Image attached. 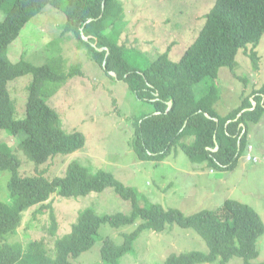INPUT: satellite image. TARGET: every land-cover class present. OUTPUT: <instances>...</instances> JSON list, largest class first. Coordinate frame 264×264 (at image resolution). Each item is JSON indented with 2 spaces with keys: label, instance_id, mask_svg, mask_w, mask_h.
Wrapping results in <instances>:
<instances>
[{
  "label": "trees",
  "instance_id": "1",
  "mask_svg": "<svg viewBox=\"0 0 264 264\" xmlns=\"http://www.w3.org/2000/svg\"><path fill=\"white\" fill-rule=\"evenodd\" d=\"M48 5L65 14L64 36H71L79 47L88 49L91 59L112 78L125 81L138 100L151 104V113L132 120L130 146L139 161L160 163L179 146L202 168L212 172L236 169L248 153L250 127L264 115V84L252 94L255 106L246 99L240 108L220 115L215 105L221 91L215 81L222 68H229L238 77V52L248 51L249 46L252 49L247 55L255 64L258 62L255 49L264 36V0H216L198 38L179 61L173 62L168 51L144 70L129 64L124 44L119 42L118 30L126 17L122 0H0V131L16 137L19 149L36 167L57 155L83 150L86 145L84 133L63 130L60 114L49 105L68 80L83 76L81 68L76 65L64 70L63 59L36 66L25 59L13 63L8 57L9 46L25 24ZM108 29H113L111 35ZM28 75L32 80L27 88L26 111L20 116L11 84ZM207 80L209 87L197 93L195 87L205 85ZM20 167L12 147L0 143V170L11 173L9 199L0 203V264H77L107 225L118 230L127 226L136 229L123 233L121 244L111 237L104 240L103 264H119L122 257L133 252L142 232L163 233L174 225L195 231L208 252L172 254L163 264H229L235 257L243 259L244 264H264L255 262L264 222L245 203L228 199L219 209L187 215L160 204L142 206L135 188L103 169L91 172L78 161L69 164L64 176L53 179L42 174L22 177ZM109 189L130 202L131 213L98 214L86 208L79 211L71 231L58 236V220L49 203L53 196L79 199ZM34 207L37 213L49 214L47 232L55 238L52 250L45 240L26 244L13 241L24 213Z\"/></svg>",
  "mask_w": 264,
  "mask_h": 264
},
{
  "label": "rangeland",
  "instance_id": "2",
  "mask_svg": "<svg viewBox=\"0 0 264 264\" xmlns=\"http://www.w3.org/2000/svg\"><path fill=\"white\" fill-rule=\"evenodd\" d=\"M122 2L126 17L118 30L119 42L124 44V56L129 64L144 70L168 51L173 62L179 61L198 38L205 24V16L216 0ZM1 18L4 19V13ZM65 23V14L48 5L25 24L19 37L9 46L8 57L13 63L25 59L36 66L63 59L64 70L76 65L81 68L83 76L68 80L49 100V105L60 114L63 130L84 133L86 145L83 150L71 155H57L36 167L19 149V140L2 130L0 143L12 147L19 157L20 175L42 174L53 179L64 176L69 164L78 161L91 172L103 169L114 174L125 185L135 188L142 206L160 204L164 208H175L192 215L205 209H219L230 199L252 206L264 222V156H257L258 162L241 158L236 169L230 172H212L194 164L179 146L174 148L172 156L160 163L139 161L130 146L132 120L151 113V104L138 100L125 81L112 78L91 59L88 49L79 47L71 36H64L62 30ZM112 33L113 29H108V34ZM251 49L249 46L248 51L238 52L235 69L238 77L229 68L219 71L215 84L220 87L221 99L215 107L220 115H225L229 108H240L246 99H250L253 106L256 105L252 94L264 84V36L255 49L258 54L256 64L247 55ZM31 80L32 76L28 75L11 84V95L20 116L26 111L27 88ZM207 83L210 81L197 85L195 91L203 92L209 87ZM256 85L262 86L253 92L246 89V86ZM256 138L257 133L253 139ZM10 179L9 171L0 170V203L9 199ZM49 203L58 220L59 237L71 231L79 211L86 208H93L98 214H129L132 210L130 202L122 200L111 189L79 199H61L55 195ZM36 210L37 207H34L24 213L13 241L26 244L45 240L52 250L55 238L47 232L49 214H40ZM135 229L136 226L119 230L109 225L103 226L94 246L76 260L77 264H103L101 250L104 240L111 237L121 244L122 234ZM135 242L133 252L122 257L119 264H163L172 254L208 252L205 241L195 231L178 225L163 233L144 231ZM257 246L259 257L255 262L263 263L264 236L258 239ZM229 264H244V261L235 257Z\"/></svg>",
  "mask_w": 264,
  "mask_h": 264
},
{
  "label": "crops",
  "instance_id": "3",
  "mask_svg": "<svg viewBox=\"0 0 264 264\" xmlns=\"http://www.w3.org/2000/svg\"><path fill=\"white\" fill-rule=\"evenodd\" d=\"M261 86L262 85H260V86L256 85V86H253V87L246 86V89H248L249 92H253V90L255 88L257 89V88H260ZM231 110L232 109L229 108L227 113L230 112ZM256 133L258 134V138H256V140H254L253 137H254V135ZM248 144H252L253 145V153L255 155L264 156V115H263L262 120L260 121V123L250 127V129H249V137H248ZM243 158H245V157L243 156ZM252 165H254V164H252Z\"/></svg>",
  "mask_w": 264,
  "mask_h": 264
},
{
  "label": "built area",
  "instance_id": "4",
  "mask_svg": "<svg viewBox=\"0 0 264 264\" xmlns=\"http://www.w3.org/2000/svg\"><path fill=\"white\" fill-rule=\"evenodd\" d=\"M252 149H253L252 146H249L248 147V155H247L246 159L248 161L258 162L259 161V158L257 156H255V155L252 154Z\"/></svg>",
  "mask_w": 264,
  "mask_h": 264
},
{
  "label": "clouds",
  "instance_id": "5",
  "mask_svg": "<svg viewBox=\"0 0 264 264\" xmlns=\"http://www.w3.org/2000/svg\"><path fill=\"white\" fill-rule=\"evenodd\" d=\"M84 39H87V38H84ZM249 146H252V147H253L252 144H248V147H249ZM247 152H248V148H247ZM252 154L255 155V154L253 153V149H252ZM247 155H248V153H246V155H245V159H246ZM255 156H257V155H255ZM246 160H247V159H246Z\"/></svg>",
  "mask_w": 264,
  "mask_h": 264
},
{
  "label": "water",
  "instance_id": "6",
  "mask_svg": "<svg viewBox=\"0 0 264 264\" xmlns=\"http://www.w3.org/2000/svg\"><path fill=\"white\" fill-rule=\"evenodd\" d=\"M100 50H103V49H100ZM111 74H114V73H111ZM115 75V74H114ZM169 107H171V103H169Z\"/></svg>",
  "mask_w": 264,
  "mask_h": 264
}]
</instances>
